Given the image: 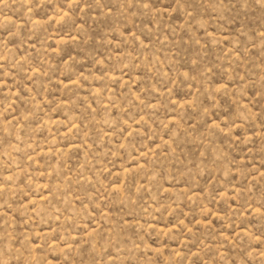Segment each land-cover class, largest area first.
Returning a JSON list of instances; mask_svg holds the SVG:
<instances>
[{"label": "rangeland", "instance_id": "1", "mask_svg": "<svg viewBox=\"0 0 264 264\" xmlns=\"http://www.w3.org/2000/svg\"><path fill=\"white\" fill-rule=\"evenodd\" d=\"M0 264H264V0H0Z\"/></svg>", "mask_w": 264, "mask_h": 264}]
</instances>
